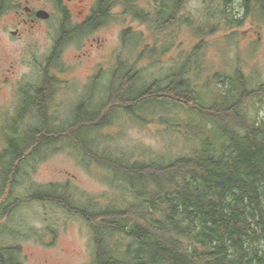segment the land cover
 <instances>
[{"label": "rangeland", "instance_id": "obj_1", "mask_svg": "<svg viewBox=\"0 0 264 264\" xmlns=\"http://www.w3.org/2000/svg\"><path fill=\"white\" fill-rule=\"evenodd\" d=\"M107 1L118 4L100 24L96 20L93 24L71 18L62 20L55 14L23 38L13 40L5 37L4 23L1 24L0 130L7 128L9 121L14 122L25 92L45 86L46 80L51 86L50 118L55 119L57 130L65 128L76 118L80 102L90 100L88 111L93 110V105L95 108L104 104L111 71L122 62L139 72L140 80H135L132 89L137 93L141 85L166 78L190 61L185 67L207 104V114L211 112L208 107L227 93L228 83L242 75L248 82L246 94L251 96L241 105V112L251 120L258 113L264 117V104L254 93L264 85L263 17L254 13L240 28L220 30L202 38L182 18L167 31H157L153 23L124 12L121 0ZM133 4L150 10L154 1L135 0ZM241 4L242 0H237L233 6L237 16L244 12ZM203 5V0H186L181 17L197 16ZM193 107L192 104L188 109ZM136 112L114 110L106 124L81 131L77 138L89 139L88 144L93 147L118 153L119 157L113 158L123 165L133 161L141 165L155 159L169 161L198 145L203 121L194 111L152 101ZM37 123L31 114L17 119L18 136H24ZM1 139L0 135V148ZM15 163L14 181L10 180L0 199L2 205H7L6 215L0 219V242L17 247L23 264H95V239L90 224L62 205L32 197L36 191L61 189L67 191L70 203L77 207L98 210L114 202L124 207L125 203L134 202V193L130 186L114 179L115 174L122 173L101 168L85 155L84 149L68 142L47 147L34 156L30 150L24 161ZM121 237L115 234L112 242Z\"/></svg>", "mask_w": 264, "mask_h": 264}, {"label": "trees", "instance_id": "obj_2", "mask_svg": "<svg viewBox=\"0 0 264 264\" xmlns=\"http://www.w3.org/2000/svg\"><path fill=\"white\" fill-rule=\"evenodd\" d=\"M133 1L121 0L124 12L153 23L155 30L167 31L182 18L202 38L240 28L254 13L264 18V0H242L244 12L239 16L233 11L237 0H203L196 18L181 17L186 0H153L150 10L135 7ZM117 4L101 2L96 22H105ZM196 51L197 48L194 55ZM187 64L190 61L166 78L141 85L137 93L132 89L135 80H140L139 72L126 62L118 64L111 71L104 104L95 108L93 105V110L88 111L90 100L80 102L76 118L58 130L55 119L50 118L48 81L43 87L26 91L17 119L31 114L38 123L24 136H17L0 156V199L10 180L14 181L16 161H24L30 150L34 156L47 147L68 142L84 149L85 155L101 168L121 172L114 179L130 186L134 193V202L129 205L114 202L98 210L71 204L67 191L61 189L36 191L32 197L62 205L90 224L95 264H264V117L258 113L251 120L241 112V105L251 95L247 96L248 82L239 74L228 83L227 93L208 107L210 114L205 113L207 104ZM254 93L264 104V85ZM152 101L180 105L202 117L199 143L191 152L169 161L155 159L141 165L135 161L123 165L113 158L119 157L118 153L93 147L89 139L77 138L81 131L106 124L114 110L138 113V108ZM192 104L193 109H188ZM12 125L17 130L15 123ZM12 192L11 188L10 195ZM6 206L0 203V219L6 215ZM115 234L123 237L113 243ZM17 251V247L0 242V264H23Z\"/></svg>", "mask_w": 264, "mask_h": 264}, {"label": "flooded vegetation", "instance_id": "obj_3", "mask_svg": "<svg viewBox=\"0 0 264 264\" xmlns=\"http://www.w3.org/2000/svg\"><path fill=\"white\" fill-rule=\"evenodd\" d=\"M101 2L107 0H0V26L4 23L5 37L13 40L23 38L35 26L52 20L55 14H58L62 20L71 18L80 20L82 24L88 22L93 24ZM42 10L48 12L46 17L41 16ZM11 25H15V28H11ZM17 115L14 122L9 121L10 125L0 130L3 141L0 156L18 136L17 130L12 125L16 122Z\"/></svg>", "mask_w": 264, "mask_h": 264}, {"label": "water", "instance_id": "obj_4", "mask_svg": "<svg viewBox=\"0 0 264 264\" xmlns=\"http://www.w3.org/2000/svg\"><path fill=\"white\" fill-rule=\"evenodd\" d=\"M47 13H48L47 11L42 10V11H41V16H42V17H46V16H47Z\"/></svg>", "mask_w": 264, "mask_h": 264}]
</instances>
